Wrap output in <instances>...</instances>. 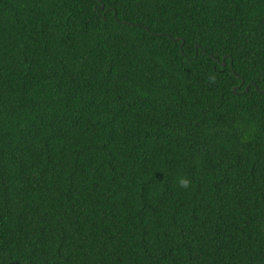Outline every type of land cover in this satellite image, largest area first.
<instances>
[{"label":"trees","instance_id":"16d2710c","mask_svg":"<svg viewBox=\"0 0 264 264\" xmlns=\"http://www.w3.org/2000/svg\"><path fill=\"white\" fill-rule=\"evenodd\" d=\"M262 91L264 0H0V264H264Z\"/></svg>","mask_w":264,"mask_h":264},{"label":"clouds","instance_id":"9594fccd","mask_svg":"<svg viewBox=\"0 0 264 264\" xmlns=\"http://www.w3.org/2000/svg\"><path fill=\"white\" fill-rule=\"evenodd\" d=\"M188 183H189V181L187 179H180L179 180V184L181 187H187Z\"/></svg>","mask_w":264,"mask_h":264},{"label":"water","instance_id":"95a60500","mask_svg":"<svg viewBox=\"0 0 264 264\" xmlns=\"http://www.w3.org/2000/svg\"><path fill=\"white\" fill-rule=\"evenodd\" d=\"M101 8H103V6H101ZM176 40H180V39H176ZM184 43V42H183ZM223 66H225V62H223L222 64ZM239 88V87H238ZM257 89V87H256ZM245 91H248V87H246ZM233 92H235V90H233ZM262 93H264V91H262Z\"/></svg>","mask_w":264,"mask_h":264}]
</instances>
